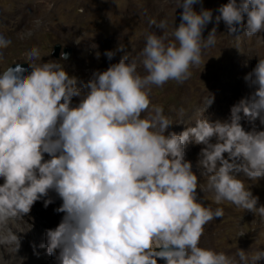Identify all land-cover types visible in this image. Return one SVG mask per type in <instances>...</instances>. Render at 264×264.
I'll return each instance as SVG.
<instances>
[{
  "label": "clouds",
  "instance_id": "9594fccd",
  "mask_svg": "<svg viewBox=\"0 0 264 264\" xmlns=\"http://www.w3.org/2000/svg\"><path fill=\"white\" fill-rule=\"evenodd\" d=\"M176 7L180 23L174 18L171 32L167 19L149 20L161 34L147 33L137 58L129 59L122 44L106 50L109 60L123 55L81 87L61 63L67 53L43 61L35 46L26 53L30 72L20 64L0 72V260L16 258L21 238L14 225L42 197L45 207L53 203L50 191L62 201L55 211L64 214L45 230L47 254L58 264H157V258L257 264L264 258V250L249 256L238 248L230 256L200 246L205 225L224 211L197 200L198 176L184 151L190 140L202 145L197 167L217 205L227 201L264 217L259 197L239 178L264 177V130L255 126L257 119L264 125V57L244 77L253 91L230 107L227 119L208 120L201 112L194 127L177 134L167 131L173 122L163 106L151 103L153 86L190 77L202 51L216 44L221 20L230 35L241 26L249 37L264 32V0H227L207 37L202 32L213 11L202 0H177ZM11 43L0 34V49ZM73 97L79 98L74 106ZM211 103L212 96L206 107Z\"/></svg>",
  "mask_w": 264,
  "mask_h": 264
},
{
  "label": "rangeland",
  "instance_id": "374dc122",
  "mask_svg": "<svg viewBox=\"0 0 264 264\" xmlns=\"http://www.w3.org/2000/svg\"><path fill=\"white\" fill-rule=\"evenodd\" d=\"M176 3L177 0H0V34L12 41L8 48L0 49V72L13 63L27 62L26 53L34 46L39 49L43 61L60 60L51 54L53 44L60 42L72 48L69 59L61 63L69 75L77 78V87H81L94 71L106 70L123 55V52H116L109 60L104 55L106 50H115L122 44L129 59L137 58L145 45L146 34L153 30L161 34L155 26L149 25V20L167 19L171 32L172 21L175 18L178 25L182 12ZM202 3L213 11V21L202 32V36L207 37L217 9L227 0H202ZM193 7L199 11L200 5ZM5 16L11 17L10 26ZM243 32L241 26L236 33L228 34L221 20L216 44L202 51L201 63L190 67L191 75L187 80L182 84L169 81L162 87H152V105H162L165 115L173 122L167 131L179 134L187 127H194L201 112L208 120L227 119L230 107L253 91L244 77L255 67L258 57H264V32L251 37ZM138 71L145 74L142 67ZM210 96L213 103L206 107ZM73 98L77 99V104L79 98ZM240 123L246 131L251 130L252 125L246 118L242 117ZM255 126L257 130H264L258 119ZM201 147L191 140L184 147L185 159L192 163L199 180L197 200L213 209L222 207L224 215L205 225L200 246L230 256L235 255L238 248L249 256L264 250V217L227 201L217 205L214 194L206 190L207 176L200 175L197 167ZM224 155L227 158V154ZM45 157L48 158L47 154ZM239 178L259 197L258 206L264 205V177L256 181L244 176ZM49 197L53 203L45 207L43 201L47 197H42L34 203L24 221L14 225L21 238V247L14 260L6 258L0 260V264H58L54 256L47 254L45 230L49 227V214L60 220L64 214L55 211L62 203L59 196L50 191ZM241 232L245 234L239 236ZM257 264H264V258Z\"/></svg>",
  "mask_w": 264,
  "mask_h": 264
},
{
  "label": "water",
  "instance_id": "95a60500",
  "mask_svg": "<svg viewBox=\"0 0 264 264\" xmlns=\"http://www.w3.org/2000/svg\"><path fill=\"white\" fill-rule=\"evenodd\" d=\"M61 52L67 53L68 54L67 59H69V57L72 54V48L69 46H62V44L60 42L53 44L52 51H51L52 56L55 58H59ZM16 64H20L23 68L28 69L29 72L31 71L27 62H17V63L11 64L10 66L15 67ZM157 264H165V261L163 259L157 258Z\"/></svg>",
  "mask_w": 264,
  "mask_h": 264
},
{
  "label": "bare ground",
  "instance_id": "6f19581e",
  "mask_svg": "<svg viewBox=\"0 0 264 264\" xmlns=\"http://www.w3.org/2000/svg\"><path fill=\"white\" fill-rule=\"evenodd\" d=\"M10 20H11L10 16H5V21H6V24L8 26L11 25L10 24L11 23ZM9 36H10V34H9ZM72 99H73L72 105L74 106V104L76 105L75 102L77 101V99L76 98H72ZM45 159H47V157H45ZM2 183H3V178H0V184H2ZM47 221H48L47 224H49V227H48V225H46V226L49 229V228H55L56 227L55 224L59 223L61 220H60V218L58 216L49 214L48 217H47Z\"/></svg>",
  "mask_w": 264,
  "mask_h": 264
}]
</instances>
